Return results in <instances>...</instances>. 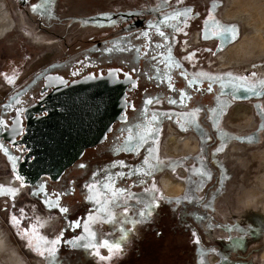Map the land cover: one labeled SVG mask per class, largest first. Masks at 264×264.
<instances>
[{
	"label": "flooded vegetation",
	"instance_id": "flooded-vegetation-1",
	"mask_svg": "<svg viewBox=\"0 0 264 264\" xmlns=\"http://www.w3.org/2000/svg\"><path fill=\"white\" fill-rule=\"evenodd\" d=\"M12 1L17 5L33 4V0ZM164 1L169 4L172 0ZM179 2L169 6L160 17L156 15L157 18H143L141 8L109 14L106 21L111 24L97 36L98 40L63 60L44 65L0 97L1 163L11 175L9 179L23 187L22 193H27L44 212L61 221L55 241L40 234L36 227L25 232L35 250L48 252L42 256L48 264L157 262L162 258L163 236L167 230L190 246L191 227H179L176 219H172L170 201L162 199L160 189L149 184L150 191L133 193V190L148 187L158 172L168 170L172 176L179 167L184 168L182 157L188 155L190 160V151L182 153L177 151V146L178 142L190 144V130L206 144L218 140L214 153L219 154L235 141L239 144L257 141V133L264 129L260 116L264 118V110L258 100L253 104L259 120L249 126L251 130L241 132L243 128L239 127V133L223 124L226 111L235 101L260 96L264 84H251L254 78L250 77L194 71L190 58L186 61L181 54L187 51L189 43L180 51L176 39L189 25L193 9ZM33 5L48 10L47 2ZM4 16L7 24L3 29L0 27V37L12 28V21L5 13ZM116 16L127 22L117 20ZM222 32L233 34L212 24L201 27L198 38L226 45L230 38L222 42L217 36ZM227 52L222 55L224 64L231 63L225 58ZM90 74H111L120 82L118 109L109 130L58 175L30 173L28 165L35 161V156L29 146L35 143L25 141L28 130L57 105L52 102L59 95L55 93L56 88ZM166 124L170 125V132L175 131L174 127L184 133L183 137L174 136L172 150L162 142ZM218 169L220 172L213 174L198 161L191 167L189 164L182 178L185 181L182 195L178 198L182 205L174 209L178 211L175 213L178 219L199 222L205 218L203 209H196L200 201H193L195 207L190 211L192 189L197 179L214 180L216 175L217 179L226 180L233 175L225 164ZM3 194L0 189V195ZM127 197L137 198L139 205H126V217L120 223L122 213L117 210ZM131 208L132 216H127ZM126 223L129 226L123 230L122 225L125 227ZM99 224L106 225L108 232L102 233L100 227H95ZM171 256V261L185 260ZM196 260L199 262L202 258L197 255Z\"/></svg>",
	"mask_w": 264,
	"mask_h": 264
},
{
	"label": "rangeland",
	"instance_id": "rangeland-1",
	"mask_svg": "<svg viewBox=\"0 0 264 264\" xmlns=\"http://www.w3.org/2000/svg\"><path fill=\"white\" fill-rule=\"evenodd\" d=\"M177 1L172 0L169 4L164 0L32 1L33 4L47 2L48 10L45 11L38 5H17L12 0H0V27L3 29L7 24L4 13L12 21L11 30L0 37V97L26 81L44 65L63 60L98 40L97 36L111 24L106 21L109 14L115 12L118 15L126 13V10L141 8L144 9L143 18H157L156 15L160 17ZM244 1L248 9H252V5L264 8V0ZM232 2L233 0L179 2L191 5L194 14L184 32L176 37L180 51L186 46V42L189 43L187 51L181 52L182 57L186 61L190 58V66L196 72L206 70L211 74L250 77L254 78L250 80L251 84H264V43L255 34L252 26L224 16L230 8L238 9L243 5L241 3L233 6ZM120 21L127 22L122 17ZM212 24L233 33L226 35L222 32L217 35L222 42L230 38L226 45L205 42L198 38L201 27ZM236 46L246 48L243 49L241 60L224 64L222 55ZM259 93L258 97L235 101L226 111L223 124L237 130L236 132H239V127L243 128L241 132L251 130L249 126L259 120L253 103L258 100L264 110V89ZM260 116L262 123L264 118L261 114ZM169 126L166 124L163 130L162 142L164 147L172 150L175 146L174 138L183 137L184 133L174 127L172 128L175 131L170 132ZM206 143L200 135L190 130V144L178 142L177 151H190V160L188 155L182 157L184 168L175 170L174 175L177 174V177L164 170L152 177L148 187H137L133 190V193L150 191L149 184H153L161 190L162 199L170 201L173 211L171 216L176 219L177 225L192 229L190 246L184 239L179 240L172 236L171 230L165 231L162 258L146 264H264V129L257 133V141L249 144L235 141L225 146L219 154L214 153L218 140H213L211 144ZM196 161L204 167L208 166L213 174H218L219 166L225 164L233 175L226 180L217 179L216 175L214 180L196 178L198 183L192 189L190 211L195 207L193 201H200L201 205L196 206V209H203L205 218L199 222L189 218L180 220L175 214L178 211L174 209L182 205L178 202L183 191L182 183L185 182L182 178L189 164L191 167ZM10 177L0 160V189L5 192L0 195V264H48L42 257L48 252L43 249L41 252L35 250L34 243L25 232L30 231V227H36L40 234L55 241L61 221L44 212L27 193H22L23 187L16 180L9 179ZM162 180H165V185ZM126 205L132 207L139 203L134 197L123 200L122 207L117 210L122 213L120 223L126 217ZM204 205L207 207L204 208ZM129 210L127 216H132L133 209ZM20 221H23L21 225ZM127 226L128 223L125 227L122 225V229ZM92 227L94 228L90 226ZM95 227H100L102 233L108 232L106 225L99 224ZM171 255L185 260L171 261ZM189 255L190 259L187 258ZM197 255L202 261L196 260ZM226 258L229 260L225 262ZM72 264L76 263L73 261Z\"/></svg>",
	"mask_w": 264,
	"mask_h": 264
},
{
	"label": "water",
	"instance_id": "water-1",
	"mask_svg": "<svg viewBox=\"0 0 264 264\" xmlns=\"http://www.w3.org/2000/svg\"><path fill=\"white\" fill-rule=\"evenodd\" d=\"M58 97L47 116L28 130L25 141L35 161L30 173L55 176L68 167L86 147L102 139L116 116L120 82L111 74H93L56 88Z\"/></svg>",
	"mask_w": 264,
	"mask_h": 264
},
{
	"label": "bare ground",
	"instance_id": "bare-ground-1",
	"mask_svg": "<svg viewBox=\"0 0 264 264\" xmlns=\"http://www.w3.org/2000/svg\"><path fill=\"white\" fill-rule=\"evenodd\" d=\"M232 3H233V6H235L236 4H241V3H243V5L238 9H234V7L230 8L228 12H226V15L231 16V17H236L241 22H243L246 26H252L253 29L255 30V34L258 35L260 39L262 40V42L264 43V8L263 6H260V5L253 6L252 5L251 6L252 9H248L247 4H245V1L243 2V0H233ZM243 49H246L245 46L242 48L241 46L233 47L227 52L225 58L229 61L234 60L237 62L241 60V57L244 52ZM253 193L255 194V192Z\"/></svg>",
	"mask_w": 264,
	"mask_h": 264
},
{
	"label": "snow or ice",
	"instance_id": "snow-or-ice-1",
	"mask_svg": "<svg viewBox=\"0 0 264 264\" xmlns=\"http://www.w3.org/2000/svg\"><path fill=\"white\" fill-rule=\"evenodd\" d=\"M66 211V210H65Z\"/></svg>",
	"mask_w": 264,
	"mask_h": 264
}]
</instances>
